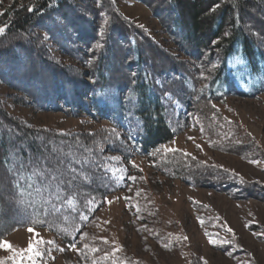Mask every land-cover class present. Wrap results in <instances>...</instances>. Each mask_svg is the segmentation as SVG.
<instances>
[{
  "label": "rangeland",
  "instance_id": "1",
  "mask_svg": "<svg viewBox=\"0 0 264 264\" xmlns=\"http://www.w3.org/2000/svg\"><path fill=\"white\" fill-rule=\"evenodd\" d=\"M1 1L8 6L12 0ZM111 1L122 17L151 42L143 53L149 64L166 72L180 69L196 79L199 88H204L203 82L218 68L220 59L211 58L206 49L186 55L187 48L181 47L171 32L163 4L155 5L154 0ZM86 24L97 28L95 20ZM95 31H89L87 40L84 35L79 36L77 28H64L52 34L39 32L44 36L50 57L58 65L73 69L75 74L71 78L78 80L75 100L86 102L85 110L78 105H74L75 109L67 108L55 98L50 100L53 108L38 109L31 102L35 95L31 100L24 98L1 81L0 95L6 109L28 125L59 134H92L103 142L116 138L126 147L124 154L99 150V157L106 161L104 171L98 169L91 174L96 176L99 172L109 183L108 177L114 182L118 179L119 188L110 183L111 192L98 198L90 224L80 229L76 237L77 248L57 249L55 237L44 229L33 228L35 231L30 234L27 229L32 227L18 228L0 241L10 243L20 255L0 248V264L10 260L26 264L31 254L26 252L28 241L37 238L55 241L54 245L39 246L59 252L51 253L47 264H84L88 252L84 251L82 237L93 238L96 245L104 246L100 249L102 253L119 246L121 250L115 254L133 264H264V90L253 96L228 94L217 101H204L191 113L186 106L182 107L184 111L171 106L175 101L181 104L185 101V94L180 93L185 83H180L178 90L174 83L165 82L166 93L176 97L167 104L168 120L176 133L154 151L133 153L128 134L93 114L84 97V83L91 84V80L87 77L89 69L79 60L87 63L86 54L94 41L86 43L102 37L101 31ZM118 61L125 67L133 66L130 56L118 53L113 62H108L111 69ZM128 70L117 68V79L113 73L110 77L120 81ZM152 80L155 81L153 76ZM82 181L92 182V178L84 175ZM106 199L112 202L106 203ZM209 239L215 243L210 244ZM81 245L83 250L79 253ZM43 261L39 258L31 264Z\"/></svg>",
  "mask_w": 264,
  "mask_h": 264
},
{
  "label": "trees",
  "instance_id": "2",
  "mask_svg": "<svg viewBox=\"0 0 264 264\" xmlns=\"http://www.w3.org/2000/svg\"><path fill=\"white\" fill-rule=\"evenodd\" d=\"M3 4L0 0V6ZM154 4L165 6L171 32L180 46L187 48L186 55L206 49L211 58L220 59L218 68L208 73L203 82L204 88H199L196 79L180 69L166 72L149 64L143 53L151 42L131 21L122 17L111 0H12L10 5H3L0 81L7 82L24 98L31 100L35 95L31 102L38 109L53 108L50 100L55 98L67 108L75 109L74 105H78L85 110L86 102L75 100L78 80L71 78L75 74L73 69L58 65L50 57L44 36L39 32L52 34L64 28H77L79 36L84 35L87 40L89 31H101L102 37L86 43L97 42H93L86 54L87 63L79 60L89 69L87 77L91 80V84L84 83V97L92 113L124 130L131 152L140 154L154 151L176 133L167 116V104L176 97L166 93L165 82L174 83L177 89L180 83H185L186 86L180 88V93L185 94L183 105L175 101L171 106L179 111H184L182 107L186 106L191 113L204 101H217L228 94L253 96L264 90V0H154ZM71 14L73 18H67ZM91 20L96 21V29L86 24ZM118 53L130 56L133 66L125 67L118 61L111 69L109 63ZM177 63L181 65L180 61ZM120 67L124 71L131 69L119 81L115 79ZM178 72L185 77L182 74L179 77L183 78L174 77ZM112 73L115 79L110 77ZM121 144L116 138L103 142L92 134H59L28 125L6 109L0 95V240L11 230L32 227L50 232L58 242L57 249L77 248L76 237L80 229L90 224L98 198L111 192L110 183L119 188L118 179L114 182L108 177L109 183L99 172L92 176L91 173L102 171L106 164L98 151L108 149L124 154L126 147ZM54 146L63 150L59 158L72 172L59 178L67 183L53 185L59 199L52 196L47 204L41 200L33 207L37 199L34 191L14 171L8 170L9 159L14 151L23 157L47 156ZM68 153H74L75 158ZM30 174L31 171L27 173ZM82 174L90 176L92 182L82 181ZM34 186L42 187L41 177H34ZM47 195H51V190ZM53 204L59 211H50ZM81 239L88 245L84 248L88 252L84 264H133L115 253L105 259V252L91 251L93 247L104 246L96 245L93 238ZM39 250L42 255L35 258L31 253L33 259L26 264L39 258L44 260L42 264H47L51 253H59L46 247ZM80 250H83L82 245L77 249L79 253ZM3 264H16V260Z\"/></svg>",
  "mask_w": 264,
  "mask_h": 264
},
{
  "label": "snow or ice",
  "instance_id": "3",
  "mask_svg": "<svg viewBox=\"0 0 264 264\" xmlns=\"http://www.w3.org/2000/svg\"><path fill=\"white\" fill-rule=\"evenodd\" d=\"M30 11L32 9H29ZM58 23H63V21H58ZM4 31L3 28H0V33ZM47 39V37H45ZM213 107H215L213 105ZM107 139V137H105ZM78 143V141H77ZM87 152H91V149H86ZM159 151V149H157ZM168 151H176L175 149H169ZM63 154V150L54 146L51 149V152L45 156L41 154L40 156H28L23 157L18 155L15 151L12 153L9 163L11 167L8 169L9 171H14L20 178L21 181L28 184V188L33 189L35 193V197L37 198L34 203L33 207H35V203H38L39 201L43 200L45 204L48 203V200L52 198V196H55L57 199H59L58 193H56L55 189L53 188V185H58L61 182L67 183L66 181H61L59 178L63 177L65 174H71L72 170L70 168H65V161L59 158V155ZM70 155H73L75 158L74 153H68ZM79 162V161H77ZM31 171L30 175H27ZM34 177H41V188H35L34 186ZM75 179V177H73ZM129 179L135 180V177H129ZM45 180L47 183L45 184ZM23 187V184L21 185ZM51 190V195H47L49 191ZM106 203H111L110 200H105ZM139 211V209H137ZM50 211H59V209L56 208L55 204L52 205V208ZM87 219V217H85ZM27 231L31 234L35 230L33 228H28ZM228 231H232V229H228ZM259 235V233H257ZM38 235V234H37ZM187 239V237H185ZM102 242L107 244V239H102ZM210 244H214V239H209L208 241ZM55 241L53 240H44L41 238H37L34 241H28V247L26 249L27 253H33L34 256H41L42 253L39 250L40 245H54ZM85 247H88L87 244L84 245ZM0 248H3L6 251H13L12 245L8 243L7 241H0ZM121 249L119 246H117L115 249H113L112 252H105L104 258L107 259L109 256L114 255L115 252L120 251ZM93 252H98L100 249L93 247L91 249ZM19 252H14V256H19ZM29 259H33V256H29ZM95 264V262H94Z\"/></svg>",
  "mask_w": 264,
  "mask_h": 264
},
{
  "label": "bare ground",
  "instance_id": "4",
  "mask_svg": "<svg viewBox=\"0 0 264 264\" xmlns=\"http://www.w3.org/2000/svg\"><path fill=\"white\" fill-rule=\"evenodd\" d=\"M207 180V179H206ZM249 188V187H248ZM256 189V188H255ZM227 190V189H226ZM257 190V189H256ZM262 191V190H261ZM264 191V190H263ZM250 194V193H249ZM259 198V197H258Z\"/></svg>",
  "mask_w": 264,
  "mask_h": 264
}]
</instances>
